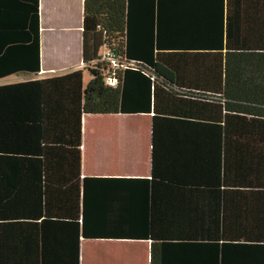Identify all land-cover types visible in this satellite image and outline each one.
<instances>
[{"label":"trees","instance_id":"trees-1","mask_svg":"<svg viewBox=\"0 0 264 264\" xmlns=\"http://www.w3.org/2000/svg\"><path fill=\"white\" fill-rule=\"evenodd\" d=\"M109 1L85 2L88 82L0 85V264H80L81 238L148 240L151 264H264V0H131L145 47ZM40 72L39 0H0V80ZM84 114H153L151 177H82Z\"/></svg>","mask_w":264,"mask_h":264},{"label":"crops","instance_id":"crops-1","mask_svg":"<svg viewBox=\"0 0 264 264\" xmlns=\"http://www.w3.org/2000/svg\"><path fill=\"white\" fill-rule=\"evenodd\" d=\"M125 2V44L145 47V30L129 21ZM86 0H39L41 72L28 79L62 76L84 71V17ZM102 6L101 14L116 8ZM135 8L133 12L138 14ZM131 23V24H130ZM96 33H101L97 28ZM93 33L87 35L92 41ZM102 40V37H101ZM144 45V46H143ZM103 48L100 55L105 57ZM92 62L91 65H95ZM86 70L84 71V75ZM87 82L89 79L86 80ZM153 114H84L82 117V177L150 178L152 175ZM108 245L110 248L106 249ZM128 243L140 245L138 249ZM119 249V250H118ZM80 264H151L148 240L80 241Z\"/></svg>","mask_w":264,"mask_h":264},{"label":"rangeland","instance_id":"rangeland-1","mask_svg":"<svg viewBox=\"0 0 264 264\" xmlns=\"http://www.w3.org/2000/svg\"><path fill=\"white\" fill-rule=\"evenodd\" d=\"M24 79H28V77H25L23 74L21 75H13V76H10L6 79H3V80H0V85H5V84H10V83H15V82H22L24 81ZM85 79H89V73H85ZM104 244V243H102ZM105 245V244H104ZM129 246L133 247L134 249H138L139 246L141 245H144V244H140V245H137L136 243H128ZM106 246V249H109L110 247L108 245H105ZM119 250V249H118Z\"/></svg>","mask_w":264,"mask_h":264},{"label":"built area","instance_id":"built-area-1","mask_svg":"<svg viewBox=\"0 0 264 264\" xmlns=\"http://www.w3.org/2000/svg\"><path fill=\"white\" fill-rule=\"evenodd\" d=\"M104 58L110 60L113 63L114 66H117L116 65V60L114 59L113 53L108 51ZM107 82L109 84H112V85L115 84V81H113V79L111 77H107Z\"/></svg>","mask_w":264,"mask_h":264}]
</instances>
